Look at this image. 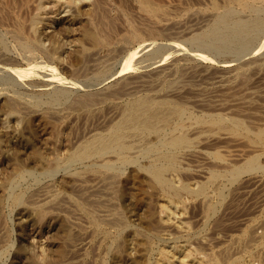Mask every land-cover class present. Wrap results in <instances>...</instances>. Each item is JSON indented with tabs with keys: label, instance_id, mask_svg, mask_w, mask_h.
<instances>
[{
	"label": "bare ground",
	"instance_id": "6f19581e",
	"mask_svg": "<svg viewBox=\"0 0 264 264\" xmlns=\"http://www.w3.org/2000/svg\"><path fill=\"white\" fill-rule=\"evenodd\" d=\"M263 50L264 0H0V264H264V207L220 236L264 184Z\"/></svg>",
	"mask_w": 264,
	"mask_h": 264
},
{
	"label": "rangeland",
	"instance_id": "374dc122",
	"mask_svg": "<svg viewBox=\"0 0 264 264\" xmlns=\"http://www.w3.org/2000/svg\"><path fill=\"white\" fill-rule=\"evenodd\" d=\"M115 2H113V4H112V9H111V11L113 10L114 11V13L113 14H117L119 11H117V8H118V6L116 5V7L114 8L113 6H115ZM112 11V12H113ZM186 48H188V49H192L191 48V46L189 45H187V47H180V46H176L175 47V49L176 50H184V49H186ZM193 49H196L195 47L193 48ZM170 53H172L171 55L173 56V59L174 58H176V57H178V56H180V54L177 52V53H175L174 51H172V50H170L169 51ZM182 53L184 52V51H181ZM263 52H264V50H263ZM242 53V52H241ZM245 53H248V54H246V55H243V54H245ZM245 53H243L242 55L243 56H245V57H250V56H252V53H249L248 51L246 52L245 51ZM65 54H67V53H65ZM214 56H215V54L214 53H212ZM69 55V53L67 54V55H65V56H68ZM170 55V57L172 58V56ZM212 55V56H213ZM218 55H220V56H218ZM221 55L222 54H216V57H214L215 59L217 58H219L218 59V62H219V64L221 65V66H229V67H232V66H234V65H236V63L238 62H240V60H244V59H239V61L237 60H235L234 59V57L236 56L235 54L233 55V54H230V55H232L231 57L230 56H227L228 54H226V57H225V54H223L224 56H222V57H224V58H222L221 57ZM248 55V56H247ZM218 56V57H217ZM69 58H70V56H68ZM144 57V55H142L139 59H141V58H143ZM238 57H239V55L238 56H236L235 58L236 59H238ZM241 57V56H240ZM170 58V60H172ZM243 58V57H242ZM116 62H119V63H115V65L113 66L114 68H113V70H112V72L110 73V75L112 76V77H115V76H117V75H119V74H121V73H123L124 71H123V69H124V61L123 60H120L119 59V61H116ZM148 64V63H147ZM147 64H143V66L141 65V71H145V70H147ZM144 67V68H143ZM143 69V70H142ZM60 71V73L62 74V76H66L64 73H63V71H61V70H59ZM118 77V76H117ZM89 84V83H88ZM94 87V86H93ZM96 88V87H95ZM41 121V120H40ZM32 125H33V128H34V133L35 134H39L40 136H42L43 137V131L42 132H40L41 131V128H40V122H38L37 120H36V118H32ZM49 128H50V131L51 130H53V129H51V128H53L50 124H48L47 125ZM0 129H1V126H0ZM48 137H49V140L47 141L48 143L49 142H52V135H48ZM50 144V143H49ZM219 149H223V152H224V150L226 151L225 153L227 154V155H232V156H230L232 159H238L239 158V156L237 157L236 155L234 156L233 154H237V152L235 151V149H226L224 146H217ZM209 148V150L208 151H210V150H212L213 148H211V147H208ZM208 148H198V150H200V151H203L204 149L206 150L205 152H207V149ZM217 148V149H218ZM216 149V150H217ZM214 150V149H213ZM14 152H15V154H17V155H19V149L18 148H16V149H14L13 150ZM197 152H199V151H197ZM205 152L204 153H202V152H199V154L197 153V155H195V158L192 160V157L190 156V159H187V163H189V165L191 164V166H193L194 168H196L197 170H205L204 168H206V166H207V168L206 169H209L210 168V166L212 165V164H210V163H212V159L209 157V156H207V155H204L205 154ZM200 153H202V154H200ZM198 156V157H197ZM189 161V162H188ZM193 164V165H192ZM197 166H196V165ZM195 165V166H194ZM202 166L201 168H200V166ZM208 165H209V167H208ZM200 169H199V168ZM6 169V170H5ZM5 169H3L2 168V171H1V173H0V176L2 175V173L4 174V175H2V177L4 178V179H2L1 180V178H0V180H1V182H4L6 179L5 178H8V175H6L7 173H8V168H5ZM4 171V172H3ZM6 171H7V173H6ZM203 173H204V171H202ZM201 172V173H202ZM203 174H201V175H199V177H197L196 179H194V180H192V181H194V182H192L193 184H196V183H198L199 184V181L201 182V181H204V175L202 176ZM4 176H7V177H4ZM203 177V178H202ZM246 177H248V176H246ZM4 180V181H3ZM197 181V182H196ZM196 182V183H195ZM136 183H137V179H136ZM192 184V185H193ZM137 186H140V181H138V183H137ZM245 187V186H244ZM243 188V187H242ZM243 189H244V191H243ZM242 189V191H240V199H239V201H241L240 203V205H241V207H239V209L237 210V212L235 213L236 215H234V216H232L231 218H230V220H229V222L227 223L228 224V226H229V224H230V227L231 228H224L221 232H223V233H221L220 232V236L222 237V239L224 240L225 239V241H228V240H230L231 238H229V237H232L233 235H240L241 233V230H240V228L241 227H243V226H245L246 228H244L243 227V229L242 230H245V229H247V228H251V225H252V227L255 225V223H254V225L253 224H251L250 222H258L260 219H258V218H261V220L264 218L263 217V214L261 215V213H263L262 212V210H263V207H264V184H261V185H258V186H256V187H254V188H252L251 190L250 189H248L247 187L246 188H243ZM248 189V190H247ZM244 192V193H243ZM249 194H252V195H249ZM135 204L137 205V207L140 205V203H141V198H142V196L139 194V193H135ZM263 205V206H262ZM8 208V209H7ZM6 208V210H5V218H6V222L8 223L9 221H10V219H8L9 218V213H11L10 214V218L12 219L13 217H14V219L11 221V222H13V223H11V222H9L7 225L9 226V228L11 229V231H12V234H13V232H14V234H16V235H19V231H21V232H23V235L24 234H26L27 233V236H31L30 234H35V233H33V231H31V228L30 227H26V229H25V227L24 228H21V230H20V228H19V224H16L17 222H16V220H15V213H14V211H12V209L10 208V206L8 205V207ZM9 210H10V212H9ZM7 211V212H6ZM138 211H139V209H138ZM9 212V213H8ZM6 213H8V214H6ZM12 213H13V215H12ZM7 215H8V217H7ZM258 215H260V217L258 216ZM263 218H262V217ZM258 217V218H257ZM252 218H254L255 219V221L254 220H251ZM257 218V219H256ZM193 220H195L194 218H193ZM192 219H190V221H193ZM251 220V221H250ZM260 220V221H261ZM15 221V222H14ZM259 221V222H260ZM262 222H263V220H262ZM260 223L261 225L264 223ZM197 223V222H196ZM246 223L247 224H249L250 225V227H248V225H246ZM13 224V225H12ZM10 225H12L11 227H10ZM194 225H196V224H194ZM232 225V226H231ZM15 226H16V228H15ZM237 226V228H235ZM13 227H14V229H13ZM18 228H19V230H18ZM28 228V229H27ZM239 228V229H238ZM259 229H257V228H254V231L256 232H259V233H261V231H263V228H262V226H259L258 227ZM24 229V230H23ZM237 231H239L238 233H240V234H238L237 232H236V230ZM18 230V231H17ZM26 230V231H25ZM232 230V231H231ZM235 230V231H234ZM233 233V231H234V233L232 234L231 232ZM20 232V233H21ZM37 233H39V232H37ZM230 233H231V235H230ZM12 235L13 236V239L14 238H17V236L16 235ZM37 235V234H36ZM15 236V237H14ZM229 236V237H228ZM227 239V240H226ZM37 254V253H36ZM39 254V255H38ZM38 254L36 255V259L39 261V260H41L42 261V259L41 258H43L44 256L43 255H40V253L38 252ZM6 262H3V263H6V264H10V262H7V258H6V260H5ZM2 263V264H3ZM114 264V263H113Z\"/></svg>",
	"mask_w": 264,
	"mask_h": 264
}]
</instances>
